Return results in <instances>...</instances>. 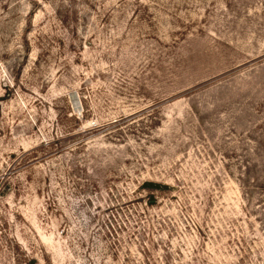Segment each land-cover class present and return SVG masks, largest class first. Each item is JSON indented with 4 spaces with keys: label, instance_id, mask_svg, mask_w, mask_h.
<instances>
[{
    "label": "rangeland",
    "instance_id": "374dc122",
    "mask_svg": "<svg viewBox=\"0 0 264 264\" xmlns=\"http://www.w3.org/2000/svg\"><path fill=\"white\" fill-rule=\"evenodd\" d=\"M0 264H264V0H0Z\"/></svg>",
    "mask_w": 264,
    "mask_h": 264
},
{
    "label": "trees",
    "instance_id": "16d2710c",
    "mask_svg": "<svg viewBox=\"0 0 264 264\" xmlns=\"http://www.w3.org/2000/svg\"><path fill=\"white\" fill-rule=\"evenodd\" d=\"M150 185H152L153 183H149Z\"/></svg>",
    "mask_w": 264,
    "mask_h": 264
}]
</instances>
